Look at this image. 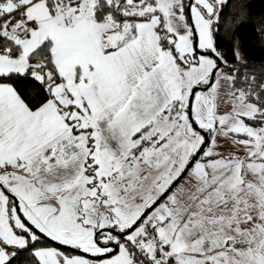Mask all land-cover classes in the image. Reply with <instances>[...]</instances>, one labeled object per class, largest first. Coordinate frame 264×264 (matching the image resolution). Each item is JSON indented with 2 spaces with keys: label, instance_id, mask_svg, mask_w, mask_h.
Returning a JSON list of instances; mask_svg holds the SVG:
<instances>
[{
  "label": "snow or ice",
  "instance_id": "6c2138e0",
  "mask_svg": "<svg viewBox=\"0 0 264 264\" xmlns=\"http://www.w3.org/2000/svg\"><path fill=\"white\" fill-rule=\"evenodd\" d=\"M247 25L264 49L246 0H0V264H264Z\"/></svg>",
  "mask_w": 264,
  "mask_h": 264
},
{
  "label": "trees",
  "instance_id": "16d2710c",
  "mask_svg": "<svg viewBox=\"0 0 264 264\" xmlns=\"http://www.w3.org/2000/svg\"><path fill=\"white\" fill-rule=\"evenodd\" d=\"M246 2L250 4V11L253 17L259 18L264 16V0H246ZM241 34L248 44L250 57L259 58L264 55V49L259 46L260 41L258 37L252 32V25H247L241 29ZM225 46H227V42H225Z\"/></svg>",
  "mask_w": 264,
  "mask_h": 264
}]
</instances>
